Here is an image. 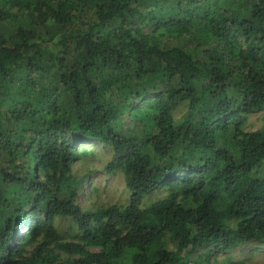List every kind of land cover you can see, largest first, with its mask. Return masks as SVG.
I'll use <instances>...</instances> for the list:
<instances>
[{"label":"trees","instance_id":"1","mask_svg":"<svg viewBox=\"0 0 264 264\" xmlns=\"http://www.w3.org/2000/svg\"><path fill=\"white\" fill-rule=\"evenodd\" d=\"M257 112L264 0H0V264H209L263 248ZM83 139L112 149L126 207L77 203ZM162 187L169 199L141 206Z\"/></svg>","mask_w":264,"mask_h":264},{"label":"rangeland","instance_id":"2","mask_svg":"<svg viewBox=\"0 0 264 264\" xmlns=\"http://www.w3.org/2000/svg\"><path fill=\"white\" fill-rule=\"evenodd\" d=\"M188 105L181 103L175 111L176 120L180 121L187 112ZM263 112L249 116L247 131H255L263 125ZM79 151L87 147L86 154L77 158L72 165L71 175L80 180L78 185L79 197L77 203L84 211H95L108 206L126 207L130 202V192L126 186L125 175L121 170L109 172L108 163L115 157L112 149L92 139H83L75 142ZM171 191L162 187L142 198V207L150 206L163 199H169ZM180 196H178V201ZM32 221V220H31ZM55 227L64 241H79L81 231L71 217L59 216L55 220ZM21 225L16 238L24 230ZM12 239L10 243L13 241ZM168 247L173 245L168 241ZM65 257V254L63 255ZM190 264H191V258ZM197 261V254L193 256ZM193 262V263H194ZM195 264V263H194ZM206 264V263H198ZM209 264H264V247L258 248L257 244H245L229 250L228 252L213 253Z\"/></svg>","mask_w":264,"mask_h":264}]
</instances>
